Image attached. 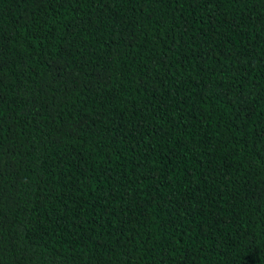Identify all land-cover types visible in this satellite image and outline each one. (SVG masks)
<instances>
[{"label":"trees","instance_id":"1","mask_svg":"<svg viewBox=\"0 0 264 264\" xmlns=\"http://www.w3.org/2000/svg\"><path fill=\"white\" fill-rule=\"evenodd\" d=\"M0 264H264V0H0Z\"/></svg>","mask_w":264,"mask_h":264}]
</instances>
